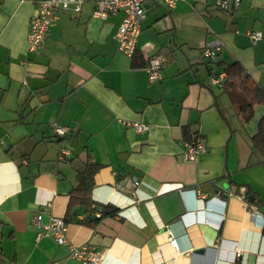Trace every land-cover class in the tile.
Segmentation results:
<instances>
[{"label":"crops","instance_id":"obj_1","mask_svg":"<svg viewBox=\"0 0 264 264\" xmlns=\"http://www.w3.org/2000/svg\"><path fill=\"white\" fill-rule=\"evenodd\" d=\"M41 1L0 0V262L82 264L52 237L37 240L34 220L65 218L92 163L91 199L115 213L90 224L86 207L74 206L67 237L92 243L103 264H264V230L249 212L264 216V152L255 142L264 104L244 121L211 84L238 63L264 90V0H231L229 10L217 0H183L173 10L145 0L132 57L115 39L124 13L94 19L97 0L78 16L60 11L43 47L30 52ZM252 31L262 34L256 43ZM215 40L222 51L211 63L202 52ZM156 54L167 61L162 80L150 82L147 60ZM133 123L149 130L137 133ZM55 126L70 133L59 137ZM195 137L206 150L185 161L184 142ZM64 148L71 153L62 158Z\"/></svg>","mask_w":264,"mask_h":264},{"label":"built area","instance_id":"obj_2","mask_svg":"<svg viewBox=\"0 0 264 264\" xmlns=\"http://www.w3.org/2000/svg\"><path fill=\"white\" fill-rule=\"evenodd\" d=\"M145 0H97L95 2L93 18L106 21L111 15L120 11L124 13L122 23L116 33L115 39L118 44V50L128 57H132L137 48L138 38L142 32V23L146 18L144 8ZM169 9H175L176 5L183 0H161ZM86 0H44L38 4L36 15L31 18L28 33V49L30 52H38L46 42L51 27L58 21L60 11H69L78 16ZM239 0H235V5ZM232 6L231 0H217V7L220 10H229ZM250 37L256 43L262 38L259 31L250 32ZM222 45L219 40L205 43L203 47V56L210 62H217ZM147 72L150 82H159L162 80V69L166 63V58L161 54H156L148 58ZM226 77L223 71L212 77L211 84L221 87ZM137 133H144L149 130V126L144 123H133L130 125ZM55 134L59 137H65L70 133L67 127H54ZM206 150V144L203 139L194 138L191 141L184 142L183 159L185 161H194ZM71 153L70 149H61L60 156L65 158ZM135 187L140 185L138 180L134 183ZM183 193H185L183 191ZM250 215L253 218L255 228L264 230V216L260 214L255 207H251ZM100 216V215H98ZM43 214L36 215L34 223L39 229L37 240L43 237H52L58 245L67 246L70 251V257L77 259L82 264H103L102 255L97 251L92 243L75 245L68 240V223L63 217L52 216L48 224L42 223ZM168 241L171 247L177 249L178 241L170 233ZM0 264H2L0 262ZM52 264H60L54 262Z\"/></svg>","mask_w":264,"mask_h":264},{"label":"trees","instance_id":"obj_3","mask_svg":"<svg viewBox=\"0 0 264 264\" xmlns=\"http://www.w3.org/2000/svg\"><path fill=\"white\" fill-rule=\"evenodd\" d=\"M224 71L226 77L221 87L224 88L231 103L244 121H248L253 116L254 108L257 105L264 104V90L254 82L246 69L238 63L228 66ZM255 142L259 149L264 152V119L259 124V134L255 137ZM97 169L96 165L90 163L79 174L80 184L72 191L67 214L64 218L66 223L75 222L71 212L73 207L77 205L86 207V210L90 212L88 219L90 224L102 220L104 216L115 213L109 206H99L91 199L93 176ZM97 213H100V216H97ZM78 223L82 224L84 221Z\"/></svg>","mask_w":264,"mask_h":264}]
</instances>
